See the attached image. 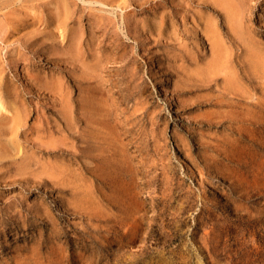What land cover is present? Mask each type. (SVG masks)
<instances>
[{
    "label": "rangeland",
    "instance_id": "obj_1",
    "mask_svg": "<svg viewBox=\"0 0 264 264\" xmlns=\"http://www.w3.org/2000/svg\"><path fill=\"white\" fill-rule=\"evenodd\" d=\"M11 1L0 264H264V0Z\"/></svg>",
    "mask_w": 264,
    "mask_h": 264
},
{
    "label": "bare ground",
    "instance_id": "obj_2",
    "mask_svg": "<svg viewBox=\"0 0 264 264\" xmlns=\"http://www.w3.org/2000/svg\"><path fill=\"white\" fill-rule=\"evenodd\" d=\"M29 1H31V0H15L14 4L11 1V3H9V2H4L3 3L2 2L3 3L2 5L5 6V7L6 6H10V5H16V4L24 5V4L28 3ZM224 2H225V5H226L225 6L226 9L224 10L226 22L231 24V23H233V20L235 21V18H237L239 15L241 16V10H240L238 4L232 3L233 1L230 2L229 0H224ZM64 5H66V4H64ZM246 6L250 7L247 4H246ZM213 12H216V11H214V9H213ZM216 15H218L217 12H216ZM211 23H213V22L210 21V23L207 24V27H208V28H206L207 31L203 30V34L206 37L207 41L209 42L210 54H214L216 52L215 43H216V36L218 34H217V30L215 28V25L213 26V24H211ZM259 65L262 67V63L261 64L259 63ZM212 80L214 82H217L215 79H212ZM21 111H23V110H21ZM21 111L18 108H16V107H12L10 115H6V114L5 115H0V127L1 126L3 127L2 131H0V160H3L4 158H7L9 156V154H10L9 147L11 145H13V143L15 142V138H18L19 134L21 133L20 131H22L21 130V128H22V126H21V118H22V113L23 112H21ZM23 134H24V139L25 140H31V142H32L31 136H28L25 133H23ZM5 136H8L9 138L8 139H3L2 137H5ZM32 144H33V148H35L37 152L41 153V138L40 139L39 138L35 139V142H32ZM23 160H26L27 162L26 163L23 162V164H21V165H19V166H17L15 168V170H14V174L15 175L18 172L23 171L24 164L27 165L26 168H29V167H31V164L36 166L37 163H38V161H34L32 158L28 159V157H26L25 159L23 158ZM0 163H1L0 166L2 165V167L4 166V167H6L8 169L7 171H5V173H8L10 171V165L12 164V162L4 163V164L2 162H0ZM3 175H4V173H3ZM13 181L15 182L16 180H13ZM10 183H12V182H10Z\"/></svg>",
    "mask_w": 264,
    "mask_h": 264
}]
</instances>
